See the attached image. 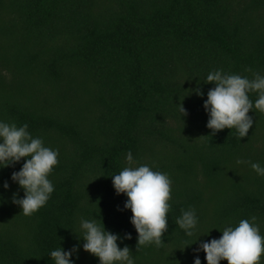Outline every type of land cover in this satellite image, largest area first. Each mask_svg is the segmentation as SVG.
I'll return each instance as SVG.
<instances>
[{"label": "trees", "instance_id": "obj_1", "mask_svg": "<svg viewBox=\"0 0 264 264\" xmlns=\"http://www.w3.org/2000/svg\"><path fill=\"white\" fill-rule=\"evenodd\" d=\"M249 68L264 74V0H0V120L59 150L55 190L31 216L12 203L24 196L11 181L23 160L0 169V264H54L50 250L77 244L75 264H99L74 232L81 217L103 220L136 264H193L200 241L241 219L255 217L264 235V176L236 163L264 166V113L250 110L240 139L234 128L213 134L203 106L209 72L251 78ZM129 150L172 181L159 248L137 252L127 197L113 187ZM189 207L192 237L175 223Z\"/></svg>", "mask_w": 264, "mask_h": 264}, {"label": "clouds", "instance_id": "obj_2", "mask_svg": "<svg viewBox=\"0 0 264 264\" xmlns=\"http://www.w3.org/2000/svg\"><path fill=\"white\" fill-rule=\"evenodd\" d=\"M246 71L252 72L251 78L229 74L222 69L207 74L204 82L213 83L214 87L208 90L203 106L209 117L206 127L213 134L234 128L238 138L246 137L254 123L250 110L264 113V74L250 68ZM194 91L204 95L199 88ZM253 92L258 97L255 101L249 95ZM179 111L187 115L183 104H179ZM28 127L27 123L18 126L15 122L0 120V169L23 160L20 169L13 171L11 181L23 189V197L13 193L12 203L18 205L25 216L37 212L50 199L55 189L49 176L59 162V150L45 146L43 139L33 136ZM126 161L128 166L111 178L116 194L127 197L124 209H130L132 213L130 222L138 234L137 252L147 245L154 244L159 248L165 244L162 238L168 229L172 181L167 173L154 170L148 164L136 166L130 150ZM236 163L250 164L257 175L264 176V166L259 162L237 159ZM2 187L9 189L7 180ZM255 220V217L241 219L238 225L220 230L222 235L219 238L200 241L198 247L193 248V264H202L201 251L206 254L207 264H220L222 260H227L228 264H262L264 235ZM175 223L185 236L192 237L199 223L195 208L181 209ZM74 232L82 238L83 250L98 257L99 264H136L129 246L120 247L118 241L122 242V238L107 230L103 220L81 217L79 233ZM124 238L131 239V233H126ZM80 247L77 244L65 250L60 245L50 250L49 256L54 264H75L72 257L76 255L78 258Z\"/></svg>", "mask_w": 264, "mask_h": 264}]
</instances>
